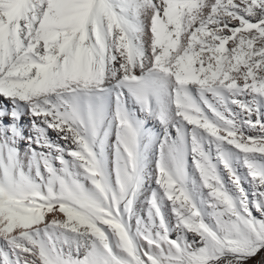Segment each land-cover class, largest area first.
I'll list each match as a JSON object with an SVG mask.
<instances>
[{
    "label": "snow or ice",
    "instance_id": "obj_1",
    "mask_svg": "<svg viewBox=\"0 0 264 264\" xmlns=\"http://www.w3.org/2000/svg\"><path fill=\"white\" fill-rule=\"evenodd\" d=\"M262 252L264 0H0V264Z\"/></svg>",
    "mask_w": 264,
    "mask_h": 264
},
{
    "label": "rangeland",
    "instance_id": "obj_2",
    "mask_svg": "<svg viewBox=\"0 0 264 264\" xmlns=\"http://www.w3.org/2000/svg\"><path fill=\"white\" fill-rule=\"evenodd\" d=\"M154 122H155V121H154ZM155 124H156V126H155L156 130L152 129L153 132H156V131L158 130V128H159V125H158L156 122H155ZM151 127H153V126H151ZM52 135H53V136H52ZM51 136H52V138H53V137L56 138L55 133H51V132H50V137H51ZM241 171H243V169H241ZM245 187H247V185H245ZM260 255L264 256V252H262ZM249 264H255V262H254V261H250Z\"/></svg>",
    "mask_w": 264,
    "mask_h": 264
},
{
    "label": "bare ground",
    "instance_id": "obj_3",
    "mask_svg": "<svg viewBox=\"0 0 264 264\" xmlns=\"http://www.w3.org/2000/svg\"><path fill=\"white\" fill-rule=\"evenodd\" d=\"M24 123L27 124V117H25V119H24ZM151 126H153V127H151ZM155 126H156V124H155L154 121H149V127H150L151 129L156 130ZM52 136H53V135H52ZM52 136H51V138H52ZM52 139L55 140L56 138L53 137Z\"/></svg>",
    "mask_w": 264,
    "mask_h": 264
}]
</instances>
